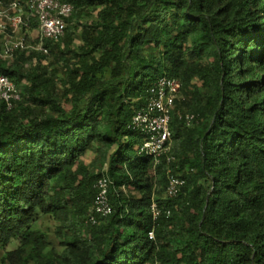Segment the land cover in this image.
<instances>
[{
    "label": "trees",
    "instance_id": "16d2710c",
    "mask_svg": "<svg viewBox=\"0 0 264 264\" xmlns=\"http://www.w3.org/2000/svg\"><path fill=\"white\" fill-rule=\"evenodd\" d=\"M60 1L74 13L46 43L52 67L0 59L27 83L11 110L0 102V263L264 264V0ZM164 76L183 88L174 162L155 167L130 125ZM105 165L112 214L92 226Z\"/></svg>",
    "mask_w": 264,
    "mask_h": 264
},
{
    "label": "built area",
    "instance_id": "2783aa9c",
    "mask_svg": "<svg viewBox=\"0 0 264 264\" xmlns=\"http://www.w3.org/2000/svg\"><path fill=\"white\" fill-rule=\"evenodd\" d=\"M74 13V6L60 0H14L9 4H0V59L10 62L17 52L49 55L46 43L60 42L66 35ZM36 21V30L31 23ZM182 83L175 78L164 76L151 87L144 108L137 111L131 121L130 129L143 136L139 156L150 157L154 165L159 166L165 158L168 164L174 162L171 156L172 132L171 115L176 101L181 97ZM21 101V92L16 83L0 72V102L11 110L15 103ZM186 127L198 124L199 115H179ZM105 165L101 177L96 183V198L88 213L87 224L95 226L100 218L112 214L109 192L113 182L108 177ZM185 185L179 175L169 174L165 195L169 199L178 196ZM153 216L159 215L158 205L151 206ZM169 214V213H168ZM149 240H154L153 232Z\"/></svg>",
    "mask_w": 264,
    "mask_h": 264
},
{
    "label": "rangeland",
    "instance_id": "374dc122",
    "mask_svg": "<svg viewBox=\"0 0 264 264\" xmlns=\"http://www.w3.org/2000/svg\"><path fill=\"white\" fill-rule=\"evenodd\" d=\"M13 1L14 0H0V4H9V3L13 2ZM94 15H95V12H92V14L90 16H85V18L82 19V22L88 23L90 20H92L95 17ZM80 30H81V28H80ZM3 37H4V35L3 36L0 35V40ZM78 44H79V42L77 41L76 42V45H78ZM40 56H42V58L41 57L38 58V57L30 56L31 64L32 65L27 64L26 65V69L29 70L31 68V66L32 67L33 66L37 67L39 65L41 66V68H49V67H52L51 65H52L53 62H52V59L50 57H47V56H44V55H41V54H40ZM15 58H16V55H15L14 59ZM13 60H11L10 62H12ZM26 84L27 83L25 81H21V82L16 83V85H17V87H18V89H19L20 92H21V89L24 88V86ZM186 170H188V169L185 168L184 170H181L180 172H178V174L177 173L176 174L177 175H181ZM179 173H181V174H179ZM42 228L47 231V233H48V235L50 237V241L55 246H58V242L56 241V238L54 236L55 223L52 220H50V221L49 220H44V223L42 225ZM0 259H1V254H0Z\"/></svg>",
    "mask_w": 264,
    "mask_h": 264
}]
</instances>
